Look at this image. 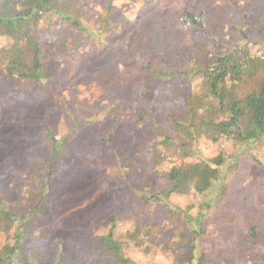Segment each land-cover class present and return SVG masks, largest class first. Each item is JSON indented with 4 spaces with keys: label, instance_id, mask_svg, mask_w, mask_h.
Wrapping results in <instances>:
<instances>
[{
    "label": "rangeland",
    "instance_id": "obj_1",
    "mask_svg": "<svg viewBox=\"0 0 264 264\" xmlns=\"http://www.w3.org/2000/svg\"><path fill=\"white\" fill-rule=\"evenodd\" d=\"M112 1L75 0L86 15L80 20L83 26L93 32L102 9ZM180 3L195 17L202 16L211 35L183 25V9L180 4L174 9V0H161L156 8L147 2L114 0L109 21L115 30L91 41L89 51L66 52L62 46L65 40L80 44L82 38L61 25L42 40L46 78L32 89L21 90L16 81L0 74V197L6 209L23 200L32 188L28 182L32 162L43 164L49 156L44 146L46 131L59 138L72 125L90 121L75 136L69 158L73 172L58 174L39 215L22 227L24 246L39 254V264H114L96 233L107 228L113 218L126 234L120 240H128L130 248L125 255L132 264H187L189 234L166 211L174 205L184 208L191 200L171 198L162 204L140 198L143 190L157 189L147 129L138 128L131 135L127 131L124 140L110 144L107 130L98 127V134L93 126L109 112L114 91L132 99L131 87L138 86H142L137 93L151 113L150 120H163L181 99L173 95L172 86L157 85L143 70L145 65L160 68L168 48L187 51L207 46L216 51L215 42L229 46L240 42L251 15H261L264 23V0ZM125 120L117 113L109 124ZM172 137L176 141L178 137L190 139L175 132ZM126 140L129 147L123 146ZM198 150L214 164L225 157L221 148L208 142H202ZM219 172L227 188L222 197L217 188L220 177L208 179L213 185L206 200L213 213L205 219L198 254L206 255L203 264H263L258 258L264 254V140L240 148ZM6 216L0 212V225L5 217L10 218ZM251 228H255L258 241L252 239ZM181 232L187 234L186 242H181ZM4 240L0 226V244ZM150 246L154 255L146 252Z\"/></svg>",
    "mask_w": 264,
    "mask_h": 264
},
{
    "label": "trees",
    "instance_id": "obj_2",
    "mask_svg": "<svg viewBox=\"0 0 264 264\" xmlns=\"http://www.w3.org/2000/svg\"><path fill=\"white\" fill-rule=\"evenodd\" d=\"M129 1L133 4L147 2L152 8L158 7L161 2ZM112 2L102 9L91 32L80 22L86 15L75 0H0V74L16 81L21 90L32 89L36 83L46 78L42 40L46 36L50 37L51 32L61 25L69 32L77 31L79 38H82L80 44H71L68 39L65 40L62 46L66 52L89 51L93 45L91 41L99 40L102 35L109 34L114 29L109 21ZM174 2V9L179 4V8L183 9V25L196 27L206 35H211L209 26L203 22L201 15L195 17L186 11L185 5L180 3L182 0ZM241 33V41L233 42L230 46L227 42H215L216 51H212L213 48L209 50L207 46L187 51L168 48L160 68L150 65L143 67L157 85L172 86L173 95L181 99L165 114L163 120H150L151 113L146 110L137 93L142 86H138L134 89L131 87L132 99L128 98L129 100L119 94V91H114L109 112L103 117H96V124L94 122L93 125L94 132L98 134V127L107 130L106 141L110 144L124 140L127 131L131 135V131L138 128L147 129L151 137V166L157 189L151 192L143 190L140 198L162 204L171 198L184 197L191 200L184 208L174 205V209L169 207L166 211L170 219L175 224L184 226L189 234L187 264L205 262L206 255L198 254L197 248L204 236L205 219L211 215L213 207L206 200L213 185L209 184L208 179L220 177L221 183L217 184V188L223 197L227 187L219 172L220 167L226 160L233 159L240 148L264 140L262 16L257 14L248 17ZM117 113L124 115L126 120L123 124H109ZM87 122L90 121L84 120L72 125L66 132H61L59 138L52 137L46 131L44 146L49 150V156L43 164L36 160L32 162L28 172V182L32 184V188L26 193V197L9 205L7 209L0 197V212L10 217L7 219L6 216L0 225L5 234L4 243L0 244V264H39V254L24 246L26 233L22 231V227H28L30 221L39 215L47 198L51 196L47 190L58 179V174L64 176L73 172L72 162L69 161L70 152L75 145V136L89 126ZM174 132L186 134L190 139L178 137L176 141L172 137ZM202 142L221 148L225 157H221L215 164L214 160L201 157L198 148ZM124 145L129 147L131 144L126 140ZM230 150L233 153H229ZM96 233L114 264H132L125 255V251L130 248L128 240H120L126 234L116 218L111 220L107 228ZM251 236L258 241L255 228H251ZM179 237L181 242H186L188 236L181 232ZM174 247L175 253H179L178 247ZM149 251L152 255L156 253L151 246L146 248V252ZM258 260L264 264V254Z\"/></svg>",
    "mask_w": 264,
    "mask_h": 264
}]
</instances>
